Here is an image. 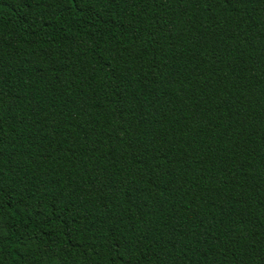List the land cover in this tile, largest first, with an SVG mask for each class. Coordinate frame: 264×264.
<instances>
[{
  "label": "trees",
  "instance_id": "16d2710c",
  "mask_svg": "<svg viewBox=\"0 0 264 264\" xmlns=\"http://www.w3.org/2000/svg\"><path fill=\"white\" fill-rule=\"evenodd\" d=\"M0 264H264V0H0Z\"/></svg>",
  "mask_w": 264,
  "mask_h": 264
}]
</instances>
